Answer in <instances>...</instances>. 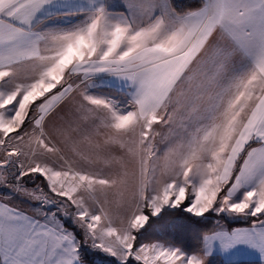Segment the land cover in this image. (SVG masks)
Returning a JSON list of instances; mask_svg holds the SVG:
<instances>
[{"label": "snow or ice", "instance_id": "snow-or-ice-1", "mask_svg": "<svg viewBox=\"0 0 264 264\" xmlns=\"http://www.w3.org/2000/svg\"><path fill=\"white\" fill-rule=\"evenodd\" d=\"M119 7L0 0V264H264V0Z\"/></svg>", "mask_w": 264, "mask_h": 264}, {"label": "crops", "instance_id": "crops-1", "mask_svg": "<svg viewBox=\"0 0 264 264\" xmlns=\"http://www.w3.org/2000/svg\"><path fill=\"white\" fill-rule=\"evenodd\" d=\"M120 0H109V7L114 11L121 10L119 7ZM243 226V225H239ZM238 261H256L261 262L260 256L253 250L247 247H240L235 252L230 254H221L214 258V264H223L225 262H238Z\"/></svg>", "mask_w": 264, "mask_h": 264}, {"label": "trees", "instance_id": "trees-1", "mask_svg": "<svg viewBox=\"0 0 264 264\" xmlns=\"http://www.w3.org/2000/svg\"><path fill=\"white\" fill-rule=\"evenodd\" d=\"M178 5H191L195 3V0H176ZM215 223V218L206 223V227H211ZM170 239H174L176 243L181 244L183 246H191L194 242L190 235L188 234H178L173 237H169ZM223 264H261L256 261H238V262H225Z\"/></svg>", "mask_w": 264, "mask_h": 264}, {"label": "rangeland", "instance_id": "rangeland-1", "mask_svg": "<svg viewBox=\"0 0 264 264\" xmlns=\"http://www.w3.org/2000/svg\"><path fill=\"white\" fill-rule=\"evenodd\" d=\"M215 218V217H214Z\"/></svg>", "mask_w": 264, "mask_h": 264}]
</instances>
